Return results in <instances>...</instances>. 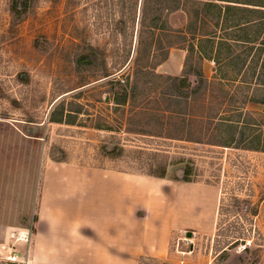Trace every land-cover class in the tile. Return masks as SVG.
<instances>
[{"label": "rangeland", "instance_id": "1", "mask_svg": "<svg viewBox=\"0 0 264 264\" xmlns=\"http://www.w3.org/2000/svg\"><path fill=\"white\" fill-rule=\"evenodd\" d=\"M143 1L29 0L15 19L12 0H0V217L21 211L31 240L40 164L53 145L64 149L68 163L131 174L139 171L136 161L106 158L101 145L160 152L191 160L196 180L186 183L205 186V196L215 198L214 231H175L167 260L139 264H264V152L243 148L254 124L264 131L258 103L264 86L256 80L264 74V27L245 65L222 73L214 62L184 53V13H164L163 30H152L155 1L146 0L145 10ZM199 27L216 30L217 38L231 33L221 24ZM242 47L234 44L235 53ZM117 82L135 87L122 105L115 104ZM68 114L72 124L50 120ZM245 120L253 125L241 142L230 123ZM182 167H169L168 175L181 178ZM179 203L176 222H191L193 212ZM18 218L17 227L27 222ZM10 239L0 264H30L24 259L29 241ZM11 252L16 260L6 258Z\"/></svg>", "mask_w": 264, "mask_h": 264}, {"label": "crops", "instance_id": "2", "mask_svg": "<svg viewBox=\"0 0 264 264\" xmlns=\"http://www.w3.org/2000/svg\"><path fill=\"white\" fill-rule=\"evenodd\" d=\"M193 54L199 55L196 45ZM200 74L197 76L201 79ZM40 166L39 194L32 211L33 233L25 246L26 258L23 257L30 264L165 261L175 231L194 229L202 235L214 231L211 210L215 198L205 196L209 190L201 184H177L167 179L50 159ZM178 199L184 212H193L191 222H176ZM196 200L206 204L203 210L197 207ZM16 216L27 217L21 211L9 210L0 217H3L0 250H11V233H26L29 229L27 219L23 225L18 222L17 227Z\"/></svg>", "mask_w": 264, "mask_h": 264}, {"label": "trees", "instance_id": "3", "mask_svg": "<svg viewBox=\"0 0 264 264\" xmlns=\"http://www.w3.org/2000/svg\"><path fill=\"white\" fill-rule=\"evenodd\" d=\"M29 0H12L10 4V11L13 14V18L18 19L25 12L28 6ZM155 6H153L154 18L151 22L152 30H163L160 24V17L164 13L182 12L187 19V26L189 32L183 33L189 35L187 52L192 56L194 45H196L199 51V59L212 60L218 67V71L225 73L230 65L244 66L247 57L252 51V48L257 44L259 40V34L264 27V0H214V1H199V0H154ZM169 2L167 6H164V2ZM146 9V0L143 1V10ZM208 20V21H207ZM213 21V22H211ZM208 23L209 26L217 29L222 25L224 30H231L226 37L216 36V30L200 32L198 25L204 26ZM228 36V37H227ZM230 36V38H229ZM217 40V41H216ZM263 42V41H262ZM234 44L243 46L241 54H237L234 51ZM263 44V43H262ZM259 46V45H258ZM260 45L259 47H261ZM261 48L259 51L261 52ZM255 52L256 58L261 53ZM264 56V51H263ZM201 76V74H200ZM203 80L202 78L200 79ZM258 85L264 86V74L256 77ZM183 85L189 84L188 79L181 77ZM132 90H135L134 84L128 87L122 83L117 82L115 90V104L122 105L126 102L127 98L131 94ZM258 103L264 107V98L260 99ZM80 113V108L75 111ZM70 114L65 115V119L62 118H50L52 122L61 124L64 120L67 124H72V120L68 119ZM264 116V115H263ZM262 116V117H263ZM230 123V127L237 130L239 128V137L241 142L249 135L245 133V129L251 124L245 120L238 125ZM249 125V126H248ZM253 124H251L252 126ZM240 126V127H237ZM250 126V128H251ZM257 129L251 132L250 137L247 136L250 141L248 147L243 145V148L250 150H260L264 152V131H260L257 124H254ZM261 124H259V127ZM247 134V135H246ZM100 153L102 156L111 160H133L138 163V170L136 174L145 175L149 177L159 179H173L181 180L183 182H195L193 177V166L190 159H184L183 157L169 158L165 153L160 152H146L129 151L126 152L121 146L114 145L112 147L101 145ZM65 151L60 146H51L48 157L53 162H66ZM183 164L181 178L170 177L168 175V169L171 166ZM119 172L129 173L122 170H116Z\"/></svg>", "mask_w": 264, "mask_h": 264}, {"label": "built area", "instance_id": "4", "mask_svg": "<svg viewBox=\"0 0 264 264\" xmlns=\"http://www.w3.org/2000/svg\"><path fill=\"white\" fill-rule=\"evenodd\" d=\"M11 238L17 240H21L25 243H28L30 235L28 233H12ZM187 237V236H186ZM8 260H16L17 257L14 252L9 253V255L6 257Z\"/></svg>", "mask_w": 264, "mask_h": 264}, {"label": "water", "instance_id": "5", "mask_svg": "<svg viewBox=\"0 0 264 264\" xmlns=\"http://www.w3.org/2000/svg\"><path fill=\"white\" fill-rule=\"evenodd\" d=\"M191 236V233H187V237H190Z\"/></svg>", "mask_w": 264, "mask_h": 264}]
</instances>
